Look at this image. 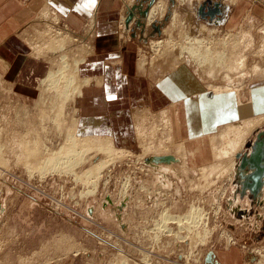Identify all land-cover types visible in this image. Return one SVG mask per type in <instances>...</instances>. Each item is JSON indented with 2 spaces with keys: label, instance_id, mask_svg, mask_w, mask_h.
<instances>
[{
  "label": "rangeland",
  "instance_id": "rangeland-1",
  "mask_svg": "<svg viewBox=\"0 0 264 264\" xmlns=\"http://www.w3.org/2000/svg\"><path fill=\"white\" fill-rule=\"evenodd\" d=\"M157 1L148 6L149 0H118L120 14L115 34L118 49L131 45V48H135V56L129 50L125 54V61L121 58L114 63H134L137 76L149 77L154 84L167 75L174 76L175 73L169 74L177 69L185 72L183 68H187L184 78L191 81L192 78L188 77H193L204 90L214 92L215 87L222 90L229 87L224 79L227 73L222 71L226 57L231 62L245 57L247 72L253 66L261 70L254 77L244 80H238L236 73L233 77L236 78L235 84L229 88L237 89L240 84L264 79V0H234L236 4L229 7L227 22L223 24V14L219 21L216 20L219 13L214 14V20L206 15L211 21L203 20L198 15L199 6L206 0H193V4L191 0H163L167 8L164 16L159 9L154 14L155 22L160 24L156 33L151 23L148 25V16L150 8ZM138 2L144 6L138 25L134 18L129 28L121 25L122 19L133 15L131 10ZM49 12L56 15L58 21L54 20V16L43 20L38 15L20 32L30 61L18 80H8L0 72V264H210L211 256L216 264H223V253L226 264H264V258L260 262V254L264 255V204L255 206L246 203L238 193V183L233 173L222 178L215 175L210 177L212 168L219 165L213 160V151L225 147L228 141L219 138L222 131L259 118L240 120L196 140L199 155L191 159L180 158L177 164L171 166L170 163L149 162L148 156L153 153L147 149L166 144L171 155H182L175 153L176 149L172 146L173 142L176 145L182 142L174 131L177 104L155 110L142 109L143 112L135 113L133 119L132 116L127 118L128 122L125 121L124 125H119L113 131L106 119L99 117L100 125L95 124V127L89 124L88 130H82V120L91 118L83 116L79 108L81 97L76 96L71 101L69 97L64 113L58 114L56 107L65 100H61L62 97L58 99L57 86L47 87L43 81L51 68L50 59L57 61L65 52L72 58L83 50L92 52L93 24L91 21L85 24L86 32L74 33L68 27L65 28L69 32H64L61 28L65 24L59 16L51 10ZM53 23L57 26L54 27ZM48 26L54 30L51 34L59 32L72 36L74 43L67 44L62 52L59 50L46 57H38L31 48L34 39L39 38L35 30L44 33ZM202 27L207 29L206 32L201 31ZM178 61L181 64L173 68ZM31 64L36 68L31 70ZM211 65L214 77L205 74ZM80 79L83 78L80 76ZM90 99L94 103L93 98ZM94 104L91 110H98V102ZM168 109L171 112L173 142L167 140V132L171 133V130L163 125L165 117L161 114ZM73 125L76 126L74 131ZM263 127L264 122L249 134L248 140L238 151L240 155L247 151V144L254 143L256 133ZM74 134L77 139L86 136L106 139L118 134L114 146L118 151L125 150L126 155L123 154L126 157H118V153L113 158L116 161L108 162V166L101 171L99 180L85 183L78 177L89 170L91 163L104 161L105 155H96L94 149L91 152L85 150L84 158L83 152L82 155L77 154L79 147L74 146L75 150L78 148L74 150L76 153L68 158L63 155L62 158L67 161L61 159L64 166L72 168L70 172L58 170L41 176L37 166L43 167L47 158L56 156L62 149L66 151L65 146L69 145L66 141ZM191 142L186 143L187 149H191ZM25 144L29 145L28 150ZM34 149L37 151L35 158L34 154L31 157L28 153ZM90 155L96 156L92 162ZM194 160H199L196 165ZM227 160L222 164H226ZM155 166L167 169L162 175L164 184H170L169 188L156 182L157 175L161 173L153 170ZM202 166L207 167L208 174L205 175L209 187L201 190L199 186L203 183L201 176L204 173L199 168ZM251 192L248 193L250 199ZM235 195L238 211H246V207L247 216L229 211L232 208L229 201ZM191 209H200L203 215L201 223L191 233L187 229L179 230L176 220L168 221L166 229L161 226V214L181 219ZM254 222L258 223L259 229L254 228ZM199 238L206 241H196Z\"/></svg>",
  "mask_w": 264,
  "mask_h": 264
},
{
  "label": "crops",
  "instance_id": "crops-1",
  "mask_svg": "<svg viewBox=\"0 0 264 264\" xmlns=\"http://www.w3.org/2000/svg\"><path fill=\"white\" fill-rule=\"evenodd\" d=\"M119 7L118 0H0V72L8 80L14 82L18 80L23 69L27 67V62L30 61L20 32L34 22L46 8L57 14L63 24L74 33L86 32L85 24L93 20L91 35L93 52L86 63L80 66V76L84 79H94V82L83 89L79 108L85 117L106 119L111 131L119 125H124L125 121L128 122L127 118L132 116L133 119V115L128 114L130 110L139 113L145 108L155 110L177 104L175 136L182 141L178 144L184 142L186 146V143L192 141L190 147L195 149L193 156L195 158L199 153L196 140L208 137L223 126L243 119L264 116V79L255 80L251 84H240L237 86L238 91L234 90L233 93L215 95L208 89L204 90L193 77H188L192 78L191 81L184 78L187 68H183L185 72L177 69L169 74L175 73L174 76L167 75L154 84L149 77L137 76L134 63L128 62L123 65L114 63L121 58L125 61V54L129 50L132 51V56H135V48H131V45L126 48L119 46L120 50L118 49L115 34L120 14ZM131 11L132 18L136 24L139 23L144 12L142 3L138 2ZM228 14L225 13L224 22H227ZM84 38L86 40V37ZM29 68L33 70L36 67L31 64ZM162 83L164 88L161 86ZM90 98H93L94 103L98 102V110H91L90 107L95 104L91 103ZM135 107L138 108L135 110ZM263 134L264 127L256 133L255 141L263 139ZM263 160L264 157L262 162ZM194 161L196 165L199 160ZM252 197L250 199L248 195H244L242 198H245L246 203H253ZM263 197L264 194L260 200ZM244 208L247 216L248 210ZM257 224L254 222L255 229H259Z\"/></svg>",
  "mask_w": 264,
  "mask_h": 264
},
{
  "label": "bare ground",
  "instance_id": "bare-ground-1",
  "mask_svg": "<svg viewBox=\"0 0 264 264\" xmlns=\"http://www.w3.org/2000/svg\"><path fill=\"white\" fill-rule=\"evenodd\" d=\"M200 1V0H198ZM212 2V0H209ZM133 2V0H132ZM154 0L152 2H150L149 0V4L148 6H152ZM190 2H192L191 4H193V0H191ZM219 2V17H217L218 19H216L217 21H219L220 19V16L223 14V16L225 15V13H228L230 11V8L232 7L231 5L232 4H236V2H234V0H223V1H218ZM238 2V1H237ZM198 3V2H197ZM195 4V3H194ZM239 4V3H238ZM129 5V4H128ZM195 5H198V4H195ZM230 7V8H229ZM165 3L163 2V0H158L156 2V4L150 8L149 10V16H148V19H149V24L151 23V28L155 30L156 33L159 32V26L160 24L155 22L154 20V14L156 13L157 9H159L160 11H162V15L164 16V13H165ZM46 9V8H45ZM167 9V8H166ZM197 12V11H196ZM129 13V12H128ZM143 13V12H142ZM142 15V14H141ZM199 15V13H198ZM51 16H54V20L55 21H58L57 20V17L56 15H53L51 12H49V10H45V11H41L40 14H39V17L43 20H46L48 18H51ZM127 16V15H126ZM162 16V17H163ZM201 16V15H199ZM215 16V15H214ZM201 18L203 20L205 19H209L210 21L213 19H210L209 17L207 18L206 15L204 16H201ZM161 19V18H160ZM51 20V19H50ZM53 20V21H54ZM132 20V16H129L128 19H122L121 21V25H124V26H127V28H129V24ZM154 20V21H153ZM214 20V19H213ZM52 21V22H53ZM51 22V21H49ZM60 22V21H59ZM91 24H93V20H91ZM222 24L224 23V20L222 19L221 20ZM127 25H126V24ZM155 24H158L157 26ZM220 24V25H222ZM53 26L56 27L57 25L53 23ZM40 27V26H39ZM63 28L61 29H64L63 31L64 32H67V26L63 25L62 26ZM60 28V27H59ZM200 30V28H199ZM206 28L205 27H202L201 28V31L202 32H206ZM35 34L37 33L38 37L35 41L34 39V42L31 44V48H33V53L34 55H37L38 57H46L47 54L49 53H54V52H57V51H64V48L67 47V44H73L74 43V40L72 38V36H69V35H66L64 33H59L57 32V34H51L50 32H53V28L49 27L48 26V29L47 31H44V33H39V30H35ZM33 32V31H32ZM69 32V31H68ZM149 32V31H148ZM70 34V33H69ZM165 34V33H164ZM33 38V37H32ZM157 42V41H156ZM242 43V42H241ZM198 44V43H196ZM226 44V43H225ZM86 45V44H85ZM64 47V48H63ZM93 52V51H92ZM83 53V54H82ZM82 53H79L78 55H74L73 58L71 57V55L69 56L68 53L65 52V54L63 53L59 59L57 61H53L50 59V70L49 72L47 73V76L45 77L44 81H43V84L45 86H57L58 89H56V91L58 90L57 92V95H58V99L61 98V100L63 99V101L65 103H63L62 101H60V105L56 107V111L58 114H61L64 113V110L65 108H67L68 105H66V102L67 99L70 97V100H73L76 98V96L78 97H81L82 94H83V89L88 87L92 82H94V79H91V78H83V79H80V66L84 63H86L85 61L87 60V58L89 56H91V53H87L83 50ZM191 56L192 53H189ZM200 55V54H198ZM213 56H216V54H212ZM231 57V56H230ZM222 58L225 59L224 56H222ZM239 59L235 62H231L229 57H226L225 59V66L222 67V68H225L224 70L222 71H226V75L224 77L225 79V83L228 84L227 86L231 87L232 84H235L234 82L236 81L235 79L236 78H233L234 76H236V73H237V79L238 80H244V79H247V78H251V76H255V74H257L261 69H259L258 67H251L250 71L247 72L246 68H247V58L245 57H238ZM232 60V59H231ZM198 62V60H197ZM202 62V61H201ZM181 64V61H178L177 63H175L174 67L173 68H176L177 65ZM183 65V64H182ZM181 65V66H182ZM210 68L207 67V72L205 73L206 75L210 76V77H214L215 74L213 73V69L211 68V66H209ZM55 69V70H54ZM218 69V68H216ZM157 70V69H156ZM250 73V74H249ZM158 74V72H157ZM203 79V78H202ZM204 82V81H203ZM244 82V81H243ZM237 83V82H236ZM240 83V82H239ZM245 83V82H244ZM209 84V83H208ZM243 84V83H242ZM214 85H216L214 83ZM218 85V83H217ZM216 85V86H217ZM225 88L224 90L222 89H219V88H214V93L215 95H218V94H228L229 92H232L233 90H236L238 91V89H232V88ZM234 87V86H233ZM244 88V87H243ZM243 91V90H242ZM239 96V95H238ZM218 97V96H217ZM242 97V96H241ZM79 99V98H78ZM62 102V103H61ZM74 104V103H73ZM62 105V106H61ZM83 106V105H82ZM138 108V107H137ZM135 111L134 110H130L128 111V114L131 116V115H134ZM164 117H165V120H164V123L163 125L164 126H167V129H170L171 130V133L170 132H167V140H170V142L172 141V121H171V112H170V109L168 110H165L161 113ZM78 115V114H77ZM119 115H122V113H120ZM128 115V116H129ZM74 117V116H73ZM259 119H252L250 121H245L243 122L240 126H236L232 129H227V130H224L222 131L223 133L220 135V139L224 141V139H227V143L225 145V147L219 149V150H216V151H213V160L214 162H219V165H217V167L212 168L213 171L211 170V173H210V177L215 175L216 177H224L225 175H230L231 173H233V177L236 178V181H237V190H238V193L241 197H243L244 195H248V193H250V189L248 188H245L243 189V178H246V177H249V176H246V175H249L250 171L252 169H250L249 166H247L246 168L244 169H241L240 166H239V161H240V157H238V155L240 154L238 151L240 150V148H242V146L244 145V143L248 140V136L249 134L255 129L257 128L261 123L264 122V117H258ZM101 121L97 118H91V119H84L82 120V124H84V126H81V129L86 131L88 130V126L89 124L91 125H100ZM95 125V127H96ZM137 126V125H136ZM92 127V126H91ZM102 127V126H101ZM74 129H76V126L73 125V128L72 130L74 131ZM137 129L139 130V127H137ZM69 130V129H68ZM90 130V129H89ZM68 133V132H67ZM138 133V131H137ZM93 134V133H92ZM158 134V133H157ZM165 134V132H164ZM140 136V134L138 135ZM114 138H106V139H102L99 138V137H92V136H89L86 138H80V139H77V137L74 135H70L68 137V140L66 138V142L69 143L70 145V148H68V144L67 147L64 151V149L60 150V153L58 154H55L56 156H52L51 158L49 157V159L47 158L44 162V166L43 167H39V172H40V175L43 176V174H47V172L51 173V172H58V170H66V171H71V167L68 168L66 166L63 165V161L66 158H68V156L72 155L73 153H76L75 151L78 149H74V146L76 147H79V151L77 154L81 153L80 155H82V152H83V155L82 157H84V151L88 150L89 152H91L93 149V151H95V154L97 155L98 153L99 154H103L105 155L104 157V161H100V162H97V163H91V167L89 168V170L83 174H81L78 178H82L83 182L85 181L88 182V181H92V180H99L100 178V173L101 171L105 168V166L107 165L108 166V162H112L113 158L117 155L120 154V156L118 157H126V152L122 151V150H116L115 146H114V143L115 141L118 139V134L116 135H113ZM133 139V138H132ZM222 141V142H223ZM173 142V141H172ZM264 142V140H263ZM184 143V142H183ZM178 144L176 145V143H172V146L175 150V153L177 154H180L182 153V155H177V157L171 155L170 151L167 150L168 147H166V144L164 145H159V147H155L154 149H147L148 151H150L151 153H153L152 155L148 156L149 157V162H156V163H170L169 165L171 166L174 165V164H177L179 159L180 158H183V159H188V157H193L194 154H195V149H187L185 144ZM251 143V142H250ZM247 144V153L249 154L250 151L252 150V148L254 149V144H255V141L253 144ZM33 144V143H32ZM34 145V144H33ZM24 146V145H23ZM29 146V145H27ZM26 144H25V149L28 150L29 147H27ZM72 146V147H71ZM64 147V148H65ZM144 147V146H143ZM263 147H264V143H263ZM36 148V147H35ZM90 148V149H89ZM31 149V148H30ZM264 149V148H263ZM75 150V151H74ZM91 150V151H90ZM36 152L35 149L34 150H29L28 153L30 154V156L32 154H34V158L36 157ZM86 153V152H85ZM119 153V154H118ZM125 155H124V154ZM61 154V155H60ZM91 154V153H90ZM264 154V153H263ZM28 155V154H27ZM63 155H66V158H62ZM93 155V154H91ZM90 155V156H91ZM128 155V154H127ZM131 155V154H130ZM142 155V154H141ZM26 156V155H25ZM60 156V157H59ZM79 156V155H78ZM32 157V156H31ZM46 157V156H45ZM92 157V156H91ZM94 158L96 156H93ZM90 158L91 162H92V159L94 158ZM264 157V156H263ZM262 157V158H263ZM20 158V157H19ZM29 158V157H28ZM33 158V159H34ZM78 158V157H76ZM81 158V157H79ZM85 158V157H84ZM116 158V157H115ZM43 159V157H42ZM62 159V160H61ZM83 159V158H82ZM81 159V160H82ZM89 159V158H88ZM148 159V158H147ZM225 159H228L227 163L226 164H222V162L225 160ZM235 159V161H234ZM1 160V159H0ZM25 160V159H24ZM36 159H34L35 161ZM80 160V159H79ZM99 160V159H98ZM102 160V158L100 159ZM19 161V160H18ZM28 161V159H27ZM33 161V160H32ZM37 161V160H36ZM44 161V159H43ZM64 161V162H65ZM77 161V160H75ZM113 161H116V160H113ZM184 161V160H183ZM1 162V161H0ZM25 162V161H24ZM29 162V161H28ZM40 163V161H37ZM147 161V163H149ZM264 162V160H263ZM262 162V163H263ZM4 163V162H3ZM26 163V162H25ZM43 163V162H42ZM69 163V162H68ZM236 163V164H234ZM59 164V165H58ZM110 164V163H109ZM187 164V163H186ZM185 164V165H186ZM32 163V167H34ZM40 165V164H39ZM71 165V164H70ZM69 165V166H70ZM68 166V165H67ZM166 166V165H165ZM28 167V166H27ZM30 166V168H32ZM37 167H35L37 169ZM163 167V166H162ZM208 167V165H207ZM207 167L205 166H202L201 168H199V171L201 173H204V176L202 178L203 180V183L200 184L199 188L204 189L205 187L207 188V186L209 185V182L207 183ZM8 168V167H7ZM29 168V167H28ZM149 168V167H147ZM167 168V167H166ZM210 168V169H211ZM159 167L155 166L153 167V170L154 171H159L161 174L160 175H157L156 177V182H158V184L160 185H164L165 187H170V184L167 183V184H164V175H162V172H164L165 170L167 169H160ZM209 169V170H210ZM34 170V169H33ZM151 170V171H153ZM177 170V169H176ZM169 171V170H168ZM38 172V171H37ZM38 172V173H39ZM61 172V171H60ZM158 172V173H159ZM166 172V171H165ZM207 173V174H206ZM65 174V173H64ZM206 174V175H205ZM156 175V174H155ZM166 176V175H165ZM209 176V175H208ZM77 178V179H78ZM212 178V177H211ZM79 179V181H81ZM217 179V178H216ZM215 179V180H216ZM128 180V179H127ZM219 180V179H218ZM77 181V180H76ZM94 181V182H95ZM168 181V180H167ZM93 182V184H94ZM154 182V181H153ZM169 182V181H168ZM217 182V181H216ZM166 183V182H165ZM215 183V181H214ZM212 184V183H211ZM215 185V184H214ZM93 186V185H92ZM95 186H97V184L95 183ZM127 186V185H126ZM236 186V187H237ZM157 187V186H156ZM209 187V186H208ZM93 188V187H92ZM96 188V187H95ZM127 188V187H126ZM158 190V189H157ZM161 190V189H160ZM206 190V189H205ZM96 191V190H95ZM126 191V190H125ZM88 192V191H87ZM90 192H93V191H90ZM154 192V191H153ZM252 193V192H251ZM87 194V193H86ZM158 194V193H157ZM264 194V171H263V174H262V177H261V183L260 185L258 186L257 188V192H254L253 191V194H251L253 197H252V201H253V204L255 205H262L263 202H264V197L262 200H260L262 198ZM214 196V195H213ZM250 196V195H248ZM151 197V196H150ZM235 200L236 199V195L234 196ZM193 208V207H192ZM230 212L232 213H239L240 212L243 214V216H246V211H241L239 210L238 211V208L237 210H233V208H231L229 210ZM2 212V210L0 211ZM1 214V213H0ZM165 213L161 214L160 217H161V220H162V223L163 225V228H165V225L168 224L167 222L170 221L169 223H171V221H175L176 220V224L177 226L179 227V230L181 229H187V231H189L190 233L192 232V230H195L199 224L201 223L200 221L203 219V215H202V212L200 209H191L189 211L188 214H186L183 218H175V217H172L170 216L169 214H166L164 215ZM241 215V214H240ZM1 216V215H0ZM174 223V222H173ZM161 229V228H160ZM166 229V228H165ZM169 229V228H168ZM159 230V229H158ZM157 230V231H158ZM160 231V230H159ZM164 232V231H163ZM187 235V233H186ZM190 235V234H189ZM200 235V234H199ZM202 235V234H201ZM184 236V235H183ZM192 237V235L190 236ZM189 237V238H190ZM203 237V236H202ZM205 237H206V234H205ZM186 238V237H185ZM194 237H192L191 239L195 241V239H193ZM182 239V238H181ZM190 239V240H191ZM196 241H199L201 243H203L204 241H206L205 238H199L197 239ZM196 243V242H194ZM192 243V244H194ZM192 246V245H191ZM193 248V247H192ZM256 253H259L260 254V251H257ZM211 260H210V264H216L213 256H211ZM260 257H261V260L260 262H262V259L264 258V255H262V253L260 254ZM222 261L224 264H226L225 262V257L222 255ZM227 261V259H226ZM209 262V261H208ZM218 264V263H217ZM248 264V263H247ZM256 264H259V263H256Z\"/></svg>",
  "mask_w": 264,
  "mask_h": 264
},
{
  "label": "water",
  "instance_id": "water-1",
  "mask_svg": "<svg viewBox=\"0 0 264 264\" xmlns=\"http://www.w3.org/2000/svg\"><path fill=\"white\" fill-rule=\"evenodd\" d=\"M153 0H150L152 2ZM206 8V11L204 10ZM198 13L201 16L209 15L211 18L214 16L215 13H219V2H212L206 0L199 6ZM263 139H259V141H255L254 149L250 151L248 154L247 152H243V154H239L240 157L239 166L241 169L246 168L247 166L252 169L249 173V177L243 178V189L248 188L250 191L257 192V188L261 183V177L264 171V163H262L263 157Z\"/></svg>",
  "mask_w": 264,
  "mask_h": 264
},
{
  "label": "flooded vegetation",
  "instance_id": "flooded-vegetation-1",
  "mask_svg": "<svg viewBox=\"0 0 264 264\" xmlns=\"http://www.w3.org/2000/svg\"><path fill=\"white\" fill-rule=\"evenodd\" d=\"M231 197H232V199H230L231 201H229V205L233 208V210H235L237 208V205L236 204H237V201L238 200H235L234 199V196H231Z\"/></svg>",
  "mask_w": 264,
  "mask_h": 264
}]
</instances>
